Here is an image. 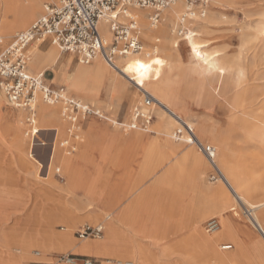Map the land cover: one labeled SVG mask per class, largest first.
Listing matches in <instances>:
<instances>
[{
    "label": "rangeland",
    "instance_id": "374dc122",
    "mask_svg": "<svg viewBox=\"0 0 264 264\" xmlns=\"http://www.w3.org/2000/svg\"><path fill=\"white\" fill-rule=\"evenodd\" d=\"M38 2L42 8V3H44V1L39 0ZM208 3L209 8L205 16H209L210 13L212 15H217L222 23L213 24L209 29L208 35L201 37V39L208 44L207 49L210 52L216 51L220 54V56L223 57L222 62L224 65H233L234 69H240L244 74V78L249 80L250 83L254 85L264 84V27L262 25V23H264V0H230L226 4H217L214 0H208ZM6 11L5 5L0 4L1 17H3ZM138 11L142 12L143 9H138ZM144 11H146V9H144ZM42 12L43 8L35 13L33 18L25 26L15 29L10 37L6 39L0 37V39L2 38L3 40L0 44V50H2L5 44L9 43L18 32L29 28ZM161 18L160 16L159 23L161 22ZM195 19L199 18L196 17ZM177 20L174 19L173 22H175V25L168 28L167 39L170 40L171 43L179 41L178 58H180V62L176 69L166 73V76L171 77V79L179 83L180 94L178 101H176V105L182 107L187 113L189 121L195 123V126H192V128H194L193 130L196 134L198 128L201 129L203 125L204 134L210 133L215 138L220 136L222 139L229 141L233 149L232 161L236 160L239 163V169L241 170V174L244 175L243 179L246 180L249 188L246 193V198H248L250 202L263 199L264 112L254 111L250 114V117L246 118L249 125L245 126L249 129L243 127L240 122H237L235 117L238 118L240 115L237 113L233 114L229 106L235 94V90L237 89H235L234 86L235 77L226 76L223 79H219L217 75L205 76L194 73L191 70L192 61L189 57V50L185 46V42L181 40L183 35L177 36L175 33L178 23ZM185 29L187 32H195L196 24L188 21L185 25ZM157 39H159L160 42H156L155 40L145 41L140 34L139 41H141L142 52L148 47L160 46L163 40L161 37ZM44 46L51 47V45ZM58 53L61 57L68 56L66 53H60L59 50ZM140 53L131 56H136ZM163 54V52L158 53L160 56ZM94 62L97 61L92 60L90 64ZM75 64H78V61L76 58H72L71 67ZM76 66L71 73L66 70V67L62 71L63 65L58 69L54 67V77L50 71H47L49 69H38L34 72L33 70L31 71L30 66L28 68V71L33 74L45 72V77L50 83L54 80L52 83L54 88L55 86L64 87L68 93L77 96V98L81 99L83 102L89 103L90 105L93 104L95 106L94 108L98 109L102 114L101 119L93 116L91 121L103 125L105 129H107L103 130L104 134L95 132L91 121L87 125L85 123L84 126L86 127L84 130H81L80 125L78 129V141L74 143L76 145H74V150L76 152L68 156L66 150L64 151L65 156L72 161L75 169L128 167L127 160L130 155H122L119 150L120 148L117 149L119 151L114 150L113 143L108 141V139L110 135L118 134L117 132L124 135L122 131L119 130L122 124L119 122H128L129 110L133 104L141 101V94H139L134 87L129 85L128 90L136 94L135 99L115 105L98 102V97L102 96L105 88L109 95H116L119 99L126 100L114 93L111 90V85L100 89L98 94L88 90L83 91L85 94L75 93L70 89L69 81L74 75ZM165 70L166 68L164 71ZM63 72L65 73L64 76H62ZM36 112L35 110V113ZM16 113L17 110L10 107L3 95H1L0 254L5 255V253H9L8 255L13 258L15 264H65L60 261L61 256H74L76 254H72L70 251H59L55 246L52 249L44 251L35 246L27 247L23 243L26 239L38 241L44 234H49L51 230L56 235L67 233L68 235L70 234L72 239H75L74 233L79 227L84 225L94 226V224L102 222L105 211L110 212L114 210L115 213H117L124 207L126 208V212H129V216H134V214H130L131 211L138 209L141 203L142 208L140 207L141 212H139V215L143 213L148 215L151 211H154L160 217L161 212L162 221L160 218L159 221H150L151 225L148 228L144 226L143 224L145 223L140 220L134 221V219H132L129 227H127L125 223H118V231L121 234L119 236L120 239L116 242L118 250L135 251L136 248H139V251H142V259L135 264H188L183 254L187 249L185 241L191 236L189 234L195 233V235L198 236L206 235L210 239L213 238L221 230L222 216L225 214L232 217V222L235 225H239L246 230L248 229L250 232H254L247 221V219H249L247 208L242 203L236 204L235 211L233 212H229V207L231 205L228 202L225 205L224 213L220 212V209L218 210L215 207L217 205L213 204V201L209 199L205 193V187L209 186L214 188L217 187L219 183L212 184L208 181L210 169L206 164L204 155L200 154L201 152L199 153L194 146H188L183 142L176 143L172 138L170 139V137L167 138V141H170L173 145L166 143L164 141L166 138L160 137L155 133L154 123L157 120L155 113L153 122L146 129L149 130L151 134H141L144 137H154L158 139L157 154L158 157L162 159L160 160L162 161L161 166L164 164H169V166L161 174L162 178L161 175L159 176L160 178L158 179H160V184H157L156 189H144L139 195L129 197L123 202H121V199L117 198V195L115 196L117 192L116 189L111 188L109 191L110 194H108L107 184H104L102 187L97 185L99 181L104 180V175H96L91 180H85L81 172L75 169L70 170L65 167L63 168L58 160H56L53 150L50 149L51 145L49 140L52 138V133L40 132L42 133L40 136L43 140H41V144L38 149H36L37 151L30 150L27 146H18L11 140L13 137L20 135V139H29L31 134L27 136L24 133L28 124L26 123V126L25 124H21V126L19 120L14 117ZM34 119L35 125L37 126L35 116ZM112 123H115V126L112 125ZM14 127H16L17 130ZM65 127L66 125L62 124L60 131L61 137H58L61 147L65 144L64 141H66V139H63V136H65ZM177 128L179 129V126L174 125L170 134L173 135ZM80 131H82V133H80ZM206 134L202 135L204 143L212 146V144L206 142ZM44 139H47L48 143ZM84 139L88 140L86 142L87 146L81 148L79 143ZM42 141L44 142L42 143ZM132 143L135 149H140L134 140ZM104 146L108 156L107 158L104 156L101 157ZM176 148L177 150L173 152ZM190 148L202 159V177L206 183L199 182L190 176L192 173V165L188 167L185 163H189V159L183 156L185 154L183 151L189 150ZM79 152H83L90 162L87 164L83 162L78 163L74 157ZM133 157L134 156L131 157L132 162L136 158ZM115 158L116 160L114 161ZM177 164H182L183 166L182 174L184 176H182V179H179L175 173L167 174L169 169ZM140 166L144 167L139 181L143 179L146 180L147 177L145 178V173L149 170L150 166L148 164ZM57 170L60 172L56 175ZM73 175H76L74 180L72 178ZM69 189L73 190L75 195L79 192L80 195L77 196L82 198V200L85 199V202L92 203L91 206L93 207L92 211L94 213L76 214V216H72L71 218L69 216H61V206L65 203H67V205L75 204V199L65 198L66 192H64V190L66 191ZM90 190L102 194L99 198H97L96 195L91 197V195L88 194ZM157 202L156 208L155 203ZM99 203H104V208H100L98 205ZM160 203L162 204L161 208L159 207ZM186 206L188 210H186ZM194 212H197L196 215ZM199 212L200 214H198ZM201 212H203V216L200 217ZM114 216L115 215H113V217ZM211 219H216L218 221L219 229L214 233L207 234L205 232V225ZM190 221H194V231H192L188 225ZM132 226H138V228L132 230ZM151 231H155L157 235H154ZM102 237L99 239L95 238V240L75 239V241L76 243L85 241L95 243L102 241ZM235 238L236 240L240 239L238 236H233L232 238L228 237L226 240H222L220 244H216L218 251L223 253L233 251L234 246L232 243ZM183 241L184 243L182 244L181 242ZM144 242H149L151 245L158 246L155 249H159V252L149 250L148 247L143 245ZM6 244L9 246L4 248ZM220 245H229L231 249L223 251L218 248ZM240 252L242 264H264L255 262L250 253L244 248H242ZM78 257L85 260L89 259L92 264H107L106 261L108 260H118L114 255L112 257L110 255L89 254ZM144 257L146 259H144ZM76 264H82V261H78ZM112 264L118 263L113 261Z\"/></svg>",
    "mask_w": 264,
    "mask_h": 264
},
{
    "label": "bare ground",
    "instance_id": "6f19581e",
    "mask_svg": "<svg viewBox=\"0 0 264 264\" xmlns=\"http://www.w3.org/2000/svg\"><path fill=\"white\" fill-rule=\"evenodd\" d=\"M38 1L39 0H0V4H4L7 9V11L3 14V17L0 16V37L6 39L11 36L15 29L25 26L33 18L35 13L43 8V3L41 8ZM229 1L230 0H214L217 4H226ZM185 6L184 0H177L174 5L165 9V11H162L161 22H158L159 24L154 28L151 26V23H149L147 18L148 13L150 14L149 9H146V11L143 9L141 12L138 11V8H130L128 13L129 16L136 18V22L139 24V35L141 34L145 41L155 40L156 42H160L157 38L161 37L163 42L158 47L151 46L146 48L143 52L141 51L142 53L136 56H131L133 54H127L125 57H117L113 63L114 65L107 64L100 56L92 59L97 62L89 65L78 61L74 75L69 81L70 89L78 94L83 93V91L86 90L98 94L100 89L111 85V90L114 93L119 95L121 98L129 99L130 101L135 99L136 94L129 92V85L134 87L139 94L144 90L147 91L159 103L158 106L153 107V112L157 117V120L154 123L155 133L160 137L166 138L164 141L171 144L170 141H167V138L170 137L171 139L173 137L170 132L174 125H187L190 128L195 126V123L189 121L187 113L183 110V108L176 105V101H178L180 94L179 83L176 80L171 79V77L166 76V73L176 69L180 62V58H178L180 43L179 41L171 43L170 40L167 39L168 28L175 25L173 20L180 18V13L184 12L183 10ZM195 16L196 15L193 17ZM206 16L203 18L198 17L199 19H195V17V20L193 19L194 21L190 19L189 22L196 24L195 32H186L181 39L185 42V46L189 50V57L192 61L191 70L198 75H217L219 79H223L226 76L235 77L234 86L235 89H237L235 90V94L229 106L233 114L237 113L240 115L238 118L235 117L237 122H240L243 127H246L245 125H249L246 118L250 117L252 112H264V84L254 85L250 83L249 80L244 78V74L240 69H234L233 65H224L222 62L223 57L220 56V54L216 51L210 52L207 49L208 44L203 41L201 37L208 35L209 29L213 24L222 23V21L218 19L217 15H212L211 13L209 16ZM98 24L99 33L104 42H106V44L111 43V34L108 32L107 26H105L102 22H98ZM262 25L264 27V23H262ZM57 49L59 50V48L55 45H51L49 51H42L38 48V44H36L29 53L27 70L29 66L31 71L33 70L34 72L38 69L53 70L58 62L59 53ZM159 52H163L164 54L160 56L158 55ZM71 62L72 61H70V64ZM141 65H143V67H141ZM65 67L66 66L63 65L62 71ZM165 68L166 70L164 71ZM64 74L65 73L63 72L62 76H64ZM53 82L54 80H52V83ZM67 96L69 95L67 94ZM73 98L76 99L75 97ZM76 100L80 102V105L88 106V103L83 102L81 99ZM93 109L94 111L97 110V113H99L101 118L102 114L100 111L96 108ZM35 110L37 111L34 113L37 126L35 125L34 118L32 120L33 122H31L32 124L27 123L29 115L26 114L23 109L17 110L14 117L19 120L20 125L25 124L26 126V123L28 124L24 132L27 136L30 135V132L32 131L38 140L36 141L35 139H32L31 136L29 139H20V135H16L11 140L20 147L27 146L30 150H36L41 144V140H43L40 136V132H50L52 133V138L49 140L51 145L50 149L53 150L56 160H58L59 164L62 165L63 168L65 167L70 170H74L75 168L73 167L74 165L72 161L65 156L64 150H60V139H58V137H61L60 131L62 124L66 125L62 114V102H57L50 106L45 104L42 101V98H38L35 104ZM112 125L115 126V123H112ZM14 128L16 129V127ZM203 128V125L201 129L198 128L197 134L194 131L195 139L201 144L204 143L202 135L206 134H204ZM140 131L141 130L136 131L134 135L137 137L142 136V132ZM101 133L104 134V131ZM206 138V142L212 144L216 150L215 163L219 168L223 180L218 181V186L214 188L205 185V193L209 199L213 201V204L217 205L215 207L218 210L220 209V212L223 213L225 212L224 210L227 202L231 205L229 207V212L235 211L236 204L242 203L245 205L249 213V219H247V221L254 232H250L248 229L246 230L239 225H235L232 222V217L225 214L222 216V228L213 238L210 239L206 235L198 236L195 235V233L189 234L191 236L187 239V241L184 240L187 249L183 256L185 255V258L187 259L186 262H188V264H242L240 251L244 248L250 253L255 262L264 263V198L258 199L254 202H250L248 198H246V193L249 188L246 180L243 179L244 175L241 174V170L238 165L239 163L236 160L232 161L233 149L231 148L229 141L222 139L220 136L215 138L210 133L206 134ZM87 141L88 140L84 139L79 143V146L81 148L86 147ZM134 141L138 148L143 150L142 160L139 161L138 166L146 164L150 166L149 170L145 173V178H149L153 172L161 166L162 161L160 160L162 159H160L157 154L159 141L158 139L152 138L146 146L143 145L138 138ZM64 142L69 143L68 140ZM104 148L105 146L103 147L101 157L104 156L107 158L108 156L105 152L106 149ZM176 150L177 148L174 149L173 152ZM184 153V158L189 159V157L192 156L194 161L192 163V173L190 176L199 182L206 183L202 177L203 162L201 157L198 156L191 148ZM74 158L78 163L83 162L87 164L90 162V160L88 161L87 159L88 157L85 156L83 152H79ZM115 160L116 158L114 161ZM182 169V164L173 165L167 174L169 175L171 173H175L179 179H182V176H184L182 174ZM76 175L72 176L73 180ZM64 192H66L65 198L75 199L77 197L73 190H64ZM88 194H90L91 197L96 195L97 198H99L102 193H95L94 190H90ZM79 200L80 201L78 203L75 202V204L72 205H67V203H65L61 206V216H69L71 218L72 216H76V214L94 213L92 211V203L85 202V199L82 200V198H79ZM100 204L104 206V203H99L98 205ZM186 210H188L187 206ZM128 213L129 212H126V208L124 207H122L117 213H115L114 210L110 212L105 211V218L103 219L105 221L104 235L102 237V241L95 243L88 241L76 243L75 239L70 237V234L60 233L59 235H56L51 230L49 231V234H44L40 240L26 239L23 244L27 247L35 246L44 251L52 249L55 246L59 251H70L72 254L76 255L97 254L110 255L112 257L114 255L115 258H118V260H108L106 261L107 264H112L113 261L118 264H135L137 261L142 259V251L140 252L139 248H136L135 251H115L113 244L120 239L119 236L121 235L118 231L119 229L115 227V222L125 223V225L129 227L132 219H129L130 216ZM196 213L197 212H194L195 215ZM198 214H200V212ZM113 215L115 216L113 217ZM201 216H203V212H201L200 217ZM193 224L194 221H190L188 224L192 231L195 230ZM134 228H138V226H132L131 229L133 230ZM233 236H238L240 238L239 240H236V238L233 240L232 244L234 246V250L227 253L219 252L216 244H220L222 240H226L228 237L232 238ZM184 241L181 243L183 244ZM7 246L9 245L6 244L4 248H7ZM222 247L223 245H220L218 248L223 249ZM8 254H0V264H15L13 258H11ZM144 259L146 258L144 257Z\"/></svg>",
    "mask_w": 264,
    "mask_h": 264
},
{
    "label": "built area",
    "instance_id": "2783aa9c",
    "mask_svg": "<svg viewBox=\"0 0 264 264\" xmlns=\"http://www.w3.org/2000/svg\"><path fill=\"white\" fill-rule=\"evenodd\" d=\"M177 0H44V13L30 28L15 35L7 47L0 52V93L7 104L16 109H23L29 117L27 123L32 124L35 104L38 98L47 105L62 102L63 119L68 125L67 132L72 139H77L80 122L91 116L99 119L100 115L93 107L82 106L80 102L67 96L64 87L47 85L43 74L36 76L28 73L29 53L27 48L31 44L48 42L56 46L62 53L76 55L77 61L89 65L92 59L100 56L107 64L114 65L117 57L127 54H137L142 51L139 41V27L135 19L129 16L130 8L149 9L151 15L149 23L154 28L159 23L163 10L171 7ZM185 10L177 20L175 29L177 36H184L187 30L185 25L195 17L203 18L209 8L208 0H184ZM196 15L195 17H193ZM107 26L111 34V43L106 44L99 33V24ZM141 101L131 110L127 123H122L120 129L124 132L144 131L154 120L153 107L159 103L145 90L141 93ZM40 96V97H39ZM31 133L32 139L36 135ZM173 140L194 145L200 151L211 171L208 181L215 184L223 180L218 166L215 163L216 150L213 146L198 143L193 130L187 125L179 126L173 133ZM68 154L75 152V146L68 142L62 146ZM59 170L56 171V174ZM219 229L216 219L209 220L205 225V232L211 234ZM104 232V222L84 225L74 233L75 239L95 240L101 238ZM222 250H230L229 245H223ZM61 262L66 264L78 263L92 264L91 260L76 256H61Z\"/></svg>",
    "mask_w": 264,
    "mask_h": 264
},
{
    "label": "crops",
    "instance_id": "0c3cea01",
    "mask_svg": "<svg viewBox=\"0 0 264 264\" xmlns=\"http://www.w3.org/2000/svg\"><path fill=\"white\" fill-rule=\"evenodd\" d=\"M43 13H44V11L35 19V21L40 17V16H42L43 15ZM150 15H151V12H150V14L148 15V17L147 18H149L150 17ZM135 19V21H136V18H134ZM34 21V22H35ZM160 21V20H159ZM33 22V23H34ZM32 23V24H33ZM137 23V22H136ZM31 24V25H32ZM31 25H30V27H31ZM177 26H178V23H177ZM29 27V28H30ZM138 27H139V24H138ZM177 28V27H176ZM28 29V28H27ZM26 29V30H27ZM25 31V30H24ZM20 32H23V31H20ZM19 33V32H18ZM17 33V34H18ZM3 42V40H2V38L0 39V44ZM10 43V42H9ZM9 43H7V44H5V46L3 47V48H5V47H7L8 46V44ZM35 45L36 44H31V45H29L28 46V48H27V51H28V53H29V51H31L32 50V48H34L35 47ZM44 45H51V44H49L48 42H46V43H42V44H38V48L39 49H41L42 51H49L50 50V46L48 47V46H44ZM3 48H2V50H3ZM2 50H0V52L2 51ZM60 53H62L61 51H60ZM66 54H68V53H66ZM72 58H76V55H74V54H68V56H66V57H61V56H58V62H57V64H56V66H55V68L56 69H58L59 67H61L62 65H65L66 66V70H68L70 73L72 72V70L74 69V67L77 65V64H75V65H73L72 67H71V64H70V61H72ZM60 60V61H59ZM72 63V62H71ZM47 71H50L51 72V74L53 75V77H54V73H53V70H47ZM28 73L29 74H31V75H37V74H39V73H42L43 74V79H44V81H45V83L47 84V85H49V86H51L52 88H54L53 87V85H52V83H50L49 81H48V79H46V77H45V72H37V73H35V74H33V73H31V72H29L28 71ZM53 79V78H52ZM56 87V86H55ZM57 87H62V86H57ZM147 92V91H146ZM148 93V92H147ZM67 94L70 96V97H75L76 99H78L79 100V98H77V96H75V95H72V94H70V93H68L67 92ZM141 94V93H140ZM103 96H104V98H103ZM141 96H142V94H141ZM101 98H103V99H101ZM142 99V98H141ZM128 101H130V100H128V99H126V100H121V99H119L118 98V96H111V95H109L108 93H107V90H106V88H105V90L103 91V93H102V96H100V97H98V102L99 103H105V104H109V103H111V104H119V103H124V102H128ZM138 104V102L136 103V104H133L132 106H131V109L129 110V112H130V114H129V117H128V120H129V118H130V115H131V110H132V108L135 106V105H137ZM88 106H92L93 108L95 107L94 105H90L89 103H88ZM26 112V111H25ZM26 114H27V112H26ZM93 116H91V117H89V118H87L85 121H82V122H80V125H81V130H84L85 129V127L86 126H84L85 125V123H86V125L91 121V118H92ZM127 120V121H128ZM119 122V121H118ZM153 122V121H152ZM151 122V123H152ZM119 123H124V122H119ZM151 123H150V125H151ZM91 124H92V127H93V130L95 131V132H97V133H101L103 130H107V129H105V127L103 126V125H101V124H99V123H97V122H95V121H91ZM149 125V126H150ZM67 129H68V125H67V123H66V127H65V129H64V133H65V136H63V139H66V140H68L69 141V145L70 146H74L75 144L74 143H77V139H72L70 136H69V133L67 132ZM190 129H192V128H190ZM120 131H122V133L124 134V135H121L119 132H117L118 134H112V135H110V138L108 139V141H111L112 143H113V148H114V150H117V149H119L120 150V152L122 153V155H130L129 156V158H128V160H127V164H128V167H108V168H93V169H75V170H77L78 172H81V174H82V177L85 179V180H91L93 177H95L96 175H100V174H102V175H104L103 177H104V180H102V181H99L98 183H97V185L98 186H100V187H102L104 184H107V186H108V192L111 190V188H114V189H116L117 190V192L115 193V196L117 195L118 197L117 198H119V199H121V202H123V201H126V199H128L129 197H135V196H137V195H139L144 189H147V188H154V189H156L157 188V184L159 185L160 183V179H158V177L164 172V170L169 166V164H164L163 166H161L159 169H157V170H155V172L149 177V178H147V180H141V181H139V177H140V175H141V172H142V170H143V167L144 166H138V164H139V161H141L142 160V152H143V150L142 149H135L132 145H133V140H136L137 138L143 143V145H147V144H149V142L152 140V138L153 139H155L154 137H144L143 135L142 136H140V137H137V136H135L134 135V132H136V131H138V130H133V131H128V132H124L123 130H121V129H119ZM193 130V129H192ZM111 131V130H110ZM130 132H132V133H130ZM140 132H142L143 134H145V133H149V134H151L150 132H149V130H145V132L144 131H140ZM80 133H82V131H80ZM130 133V134H129ZM193 133H194V130H193ZM42 134V133H41ZM40 134V135H41ZM120 135L122 136V137H120ZM38 139L36 138V141H37ZM47 143H48V141H47V139H44ZM76 141V142H75ZM175 141V140H174ZM42 142H44V141H42ZM176 142V141H175ZM176 143H179V142H176ZM186 144V143H185ZM202 144H205V143H202ZM187 145V144H186ZM205 145H208V144H205ZM76 146V145H75ZM189 146V145H188ZM194 146V145H193ZM211 146V145H210ZM196 147V146H195ZM196 149H197V147H196ZM61 150H64V151H66L67 149L65 148V147H61ZM119 150H117V151H119ZM157 150H158V148H157ZM198 150V149H197ZM35 151H37V150H35ZM186 151H188V150H186ZM186 151H183V153L184 152H186ZM76 152V151H75ZM75 152L73 153V154H75ZM182 153V154H183ZM66 154H68V153H66ZM73 154H68V156L69 155H73ZM132 156H134V157H136L135 158V160H133V162L131 161V157ZM133 157V158H134ZM204 159H205V157H204ZM189 163H185L188 167H190L191 165H192V163L194 162L193 161V158H192V156H190L189 157ZM205 161H206V159H205ZM206 164L208 165V167H209V173H210V171H211V167H210V164H208L207 163V161H206ZM60 172V171H59ZM59 174V173H58ZM57 175V174H56ZM209 175V174H208ZM155 179V180H154ZM157 179V180H156ZM154 180V181H153ZM153 181V182H152ZM155 182V183H154ZM108 194H110V192L108 193ZM77 195L79 196L80 195V193L78 192L77 193ZM76 197L75 198V200H74V202H76V203H78L80 200H79V197ZM157 204H158V202L157 203H155V207L157 208ZM141 206H142V203L140 204ZM141 206H139L138 207V209H135V210H133V211H131V213L130 214H134V216H130V218L129 219H134V221L135 220H140V221H142V222H144L145 224H143L144 226H146L147 228L148 227H150V225H151V223H150V221H153V220H157V221H159V218H160V220H161V212H160V217H159V215L158 214H156V212H154V211H151L148 215L147 214H145V213H143V214H140L139 215V212H141ZM161 206H162V204L160 203L159 204V207L161 208ZM99 207L100 208H104L103 206H102V204H100L99 205ZM141 207V208H140ZM156 214V215H155ZM155 215V216H154ZM105 218V217H104ZM163 219V218H162ZM162 221V220H161ZM102 222H105L104 220L102 221ZM148 225V226H147ZM115 227L116 228H118L119 229V224H118V222L116 221L115 222ZM154 235H157V233H155V231H151ZM103 234H104V232H103ZM126 235H128L127 233H126ZM103 236V235H102ZM101 236V237H102ZM128 237H129V235H128ZM114 244V249H115V251H120V250H118V247H117V244H116V242L115 243H113ZM143 245H145L146 247H148V249L149 250H151V251H158L159 249H155L156 247H158V246H155V245H151L149 242L147 243V242H144L143 243ZM231 249V248H230ZM223 251H227V250H223ZM159 252V251H158ZM74 256H82V255H74Z\"/></svg>",
    "mask_w": 264,
    "mask_h": 264
},
{
    "label": "snow or ice",
    "instance_id": "6c2138e0",
    "mask_svg": "<svg viewBox=\"0 0 264 264\" xmlns=\"http://www.w3.org/2000/svg\"><path fill=\"white\" fill-rule=\"evenodd\" d=\"M141 67H143V65H141Z\"/></svg>",
    "mask_w": 264,
    "mask_h": 264
}]
</instances>
